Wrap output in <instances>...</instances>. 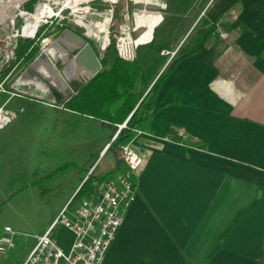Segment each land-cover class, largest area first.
Segmentation results:
<instances>
[{
  "label": "crops",
  "instance_id": "crops-1",
  "mask_svg": "<svg viewBox=\"0 0 264 264\" xmlns=\"http://www.w3.org/2000/svg\"><path fill=\"white\" fill-rule=\"evenodd\" d=\"M230 1L208 13L215 27L202 48L180 58L161 81L152 131L127 138L140 156L136 194L100 264H264V0ZM232 70L245 73L237 78ZM56 116L62 128L75 118L109 127L60 109L50 111L52 130ZM85 137L75 144L90 147ZM108 141L82 154L81 174Z\"/></svg>",
  "mask_w": 264,
  "mask_h": 264
},
{
  "label": "rangeland",
  "instance_id": "rangeland-1",
  "mask_svg": "<svg viewBox=\"0 0 264 264\" xmlns=\"http://www.w3.org/2000/svg\"><path fill=\"white\" fill-rule=\"evenodd\" d=\"M35 1L31 2V6L29 0L20 2L17 6L31 10ZM71 1L80 6L79 14L83 15L84 21L77 19L82 26L71 22L69 24L76 32L94 34L96 38L88 35L86 39L92 44L99 59L116 54V36L122 31L121 28H125L122 31L124 39L143 41L151 36L149 41L162 45L158 52L164 61L160 70L170 59L198 43L207 24L208 13L215 12L221 0H213L212 4V0H82L80 3V0ZM231 4L233 5L232 0ZM104 17L109 19L102 23L93 22ZM14 19V28L19 27L21 18L16 16ZM89 21L92 22L88 23ZM89 27L91 30H88ZM9 31L5 24L0 25V40L4 39ZM126 33L129 36H125ZM221 35L225 36V33L221 32ZM145 42L136 44L134 56L136 52L140 55L147 49ZM101 44H104L103 49L100 48ZM262 54L264 56V45ZM232 72L237 78H242L245 73L244 70ZM5 86L21 90L19 93L25 96H13L9 100L7 105L15 114L0 127V233L5 224L12 229V245L0 252V264H18L36 236V231L50 219L61 203L67 202V194L81 174L78 164L82 154L91 150V146H98L101 141L107 140L110 131L106 125L101 126L94 120L84 122L80 118L73 119L62 128L59 126L63 121H57L61 118L57 116L56 129L52 130L50 111L70 110L65 105V100L75 87L70 83L63 97L60 92L54 91V88L36 89L32 85V88L26 89L24 84L17 83L14 79L6 82ZM4 96L5 94L0 92V100ZM19 106H22L21 111H17ZM71 112L77 113L72 110ZM64 134L69 135L71 144ZM86 135L92 138L90 147L85 144L79 147L75 144ZM125 140L124 142L128 143L127 138ZM120 146L114 148L112 153H101L96 160H92L94 162L88 169L98 160L99 171L112 169L114 157H121ZM88 169L82 170L83 180ZM109 176L113 177V172ZM94 185L95 183L92 186ZM80 196L82 194L77 198ZM51 235L63 249L68 247L70 232L60 223L54 226Z\"/></svg>",
  "mask_w": 264,
  "mask_h": 264
},
{
  "label": "built area",
  "instance_id": "built-area-1",
  "mask_svg": "<svg viewBox=\"0 0 264 264\" xmlns=\"http://www.w3.org/2000/svg\"><path fill=\"white\" fill-rule=\"evenodd\" d=\"M64 1L36 0L31 10L22 9L16 5L13 13L0 21V25L5 24L10 30L5 34L4 39L0 40V92L5 94L0 100V127L15 114V111L7 105L9 100L13 96L25 98L23 93H19L21 90L5 86L6 82L15 80L16 74L30 60L24 64L25 55H16L19 39L30 40L26 50L36 45L37 51H39L55 37L61 28H73L69 24L70 22L82 26L77 22V19L81 21L84 19L83 15L79 14L80 6L76 5L77 2L75 5L68 6L64 4ZM33 13H38L39 17L36 23L31 26L29 22ZM16 16H19L22 21L19 27L14 28ZM90 22L92 21L88 23ZM124 29L121 28L122 31ZM122 31L116 36V54L120 58L130 60L134 56L136 44L149 41L150 37L143 41H131L124 39ZM82 33L96 38L94 34L85 31ZM125 36H129L128 33ZM104 44H101L100 48L103 49ZM21 110L22 106H19L17 111ZM123 124L124 122L116 123V126L119 128ZM134 130L139 131L138 129ZM120 152L122 168L115 171L113 177L109 176L103 182L91 186L79 198H73L78 185L48 226L36 234L33 245L18 264H100L106 246L113 238L127 206L136 194L135 178L140 156L127 142L121 144ZM91 168L92 166L87 170V173ZM57 223L64 226L72 235L66 249L56 243L51 235ZM11 233L10 226L3 225L0 233V252L12 245Z\"/></svg>",
  "mask_w": 264,
  "mask_h": 264
},
{
  "label": "trees",
  "instance_id": "trees-1",
  "mask_svg": "<svg viewBox=\"0 0 264 264\" xmlns=\"http://www.w3.org/2000/svg\"><path fill=\"white\" fill-rule=\"evenodd\" d=\"M235 1L237 0H232V3ZM29 2L31 6V2H34V0H29ZM206 21L207 24L198 43L180 52L175 58L170 59L160 71L159 68L164 61L163 56L158 52L162 45L150 40L145 42L147 49L140 55L136 52L133 59L125 60L115 53L108 57L102 56L100 58V70L87 80L76 83L68 99L65 100V105L74 112L89 114L95 119L109 123V141L102 155L107 151L112 153L114 148L119 147L126 138L134 133V128L152 131L153 127L150 124V119L162 105L156 103L158 87L180 58L202 48L206 37L215 27L213 19ZM29 43V39H19L16 49L17 56L25 55L24 64L37 51L36 45L26 50ZM123 120H125L124 124L118 128V131L112 137L117 129L116 123H121ZM168 129L173 130L172 127ZM98 161L93 165L86 178L81 181L76 193L73 195L74 197L83 194L94 183L97 184L106 177L108 178L109 174L119 170L122 164L121 159L116 156L113 159L112 169L99 171ZM92 162L83 169H88ZM80 179H82V176H80ZM257 201V199L252 201L246 208L236 212L232 221L237 216L249 211ZM223 232L219 237L223 235Z\"/></svg>",
  "mask_w": 264,
  "mask_h": 264
},
{
  "label": "water",
  "instance_id": "water-1",
  "mask_svg": "<svg viewBox=\"0 0 264 264\" xmlns=\"http://www.w3.org/2000/svg\"><path fill=\"white\" fill-rule=\"evenodd\" d=\"M23 1L25 0L20 2ZM86 36L85 33L76 32L69 27L61 28L42 50L32 55L28 63L16 74L15 81L43 89L50 84L64 92L61 85H64L65 80L70 78H76L79 82L87 80L100 70L101 63ZM117 131L118 128L112 137Z\"/></svg>",
  "mask_w": 264,
  "mask_h": 264
},
{
  "label": "bare ground",
  "instance_id": "bare-ground-1",
  "mask_svg": "<svg viewBox=\"0 0 264 264\" xmlns=\"http://www.w3.org/2000/svg\"><path fill=\"white\" fill-rule=\"evenodd\" d=\"M5 1L6 0L0 1V21H2L3 18H5L6 16H9L10 14H12L14 11V8L16 7V5H18V3H20L21 0H7L6 3H5ZM112 1H114V0H112ZM64 4L68 5V6L74 5L73 1H71V0L70 1L65 0ZM38 17H39L38 13H33L32 19L30 20L29 24L31 26H33L36 23V21L38 20ZM107 19H108V17H104V18H102V20L93 21V22H101L102 23V22H105ZM88 30H91V28L89 27Z\"/></svg>",
  "mask_w": 264,
  "mask_h": 264
},
{
  "label": "flooded vegetation",
  "instance_id": "flooded-vegetation-1",
  "mask_svg": "<svg viewBox=\"0 0 264 264\" xmlns=\"http://www.w3.org/2000/svg\"><path fill=\"white\" fill-rule=\"evenodd\" d=\"M72 29V28H71ZM82 33V32H81ZM56 80V79H55ZM70 80H76V78H70V79H68L67 81L65 80V82H64V85H61L63 88H64V92H60L59 90H57L56 88H54L53 86H51L50 84H47V86H46V88H49V89H52V88H54V91H58V92H60L61 94H66V90L68 89V81H70ZM78 80V79H77ZM79 82V81H78ZM35 88L36 89H43V88H40V87H38V86H35ZM46 88H44V89H46Z\"/></svg>",
  "mask_w": 264,
  "mask_h": 264
}]
</instances>
